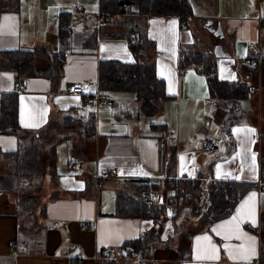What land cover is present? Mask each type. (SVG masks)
<instances>
[{"label":"crops","instance_id":"0c3cea01","mask_svg":"<svg viewBox=\"0 0 264 264\" xmlns=\"http://www.w3.org/2000/svg\"><path fill=\"white\" fill-rule=\"evenodd\" d=\"M189 1L194 13L191 27L183 26L179 17L173 15L150 14L140 19L147 37L155 43L152 60L156 63L157 77L165 82L167 98L154 122L165 125L166 137L151 128L149 119L137 115L139 102L134 92L109 94L112 106L93 109L84 104L87 95L100 91L101 60L134 62L127 38L109 37L126 35L125 30L111 21L98 22L101 0H19L18 10L0 12V54L18 49L62 50L63 13L72 30L66 36L70 46L59 81L53 86L47 78L31 77L18 92L20 126L34 132L45 128L49 121L62 122L68 115L83 121L92 112L96 115L92 141L83 136L82 127L48 137L49 150L45 146L42 151L49 155L45 163L47 173H52V185L40 210L36 206L30 212H19L16 195L0 190V264H100L107 260L100 257L101 251L110 247L116 250L110 260H127L121 255L122 244L151 230L160 231L162 242L169 243L146 258L155 264H256L255 260L261 259L264 193L257 188L245 195L229 217L200 231H193L197 223L189 221L187 226L191 227L186 226L178 236L174 231L178 206L168 200L174 189L152 195V199L163 202L162 221L116 214L119 194L134 195L143 184L163 187L165 147L176 150L178 179L254 182L260 179L264 158V69L262 62L249 63L255 54L249 43L260 41L264 45L260 28L264 0ZM77 6L83 10L78 12ZM5 16L15 19L4 21ZM209 20L214 25L221 23L229 47L223 49L229 56L217 60L219 79L233 82L242 77L254 91L240 101L242 114L231 127L228 139L222 133L226 111L210 97L206 77L195 65L180 68L184 53L200 48L213 50L220 44L204 27ZM39 66L45 68L47 62L41 60ZM16 76V71L0 68V98L3 93L17 89ZM75 86H84L85 93L73 92ZM26 124L34 126L25 127ZM208 137L217 140L219 147L214 153L204 148ZM18 148L14 135L0 134V175L7 164L5 154ZM56 155L61 158L53 161ZM3 161L5 164H1ZM70 162L75 167H70ZM51 165H55V170L50 169ZM252 193L255 198L249 200ZM246 200L248 204L241 208ZM234 216L237 221L227 223ZM218 225L224 227L217 228ZM184 233H191L190 240ZM181 235L184 237L180 248ZM247 237L255 238V256L250 261L230 258L229 252L237 256L236 249L241 245L253 246ZM12 242H17L16 247L11 246ZM213 248L215 259H197L198 255L213 254Z\"/></svg>","mask_w":264,"mask_h":264},{"label":"trees","instance_id":"16d2710c","mask_svg":"<svg viewBox=\"0 0 264 264\" xmlns=\"http://www.w3.org/2000/svg\"><path fill=\"white\" fill-rule=\"evenodd\" d=\"M100 7L106 14L121 16L114 18L111 22L124 29L126 35L112 34L109 37L127 38L134 56L133 63H123L115 59L99 62L98 85L100 92L103 95L113 94L117 91L134 92L139 102L137 115L140 118L149 119L151 128L165 133L166 137L168 132L165 125L154 122L161 110L162 102L167 98L165 82L157 77L156 63L152 60L155 43L147 37L140 19L150 14L173 15L179 17L183 26L191 27L194 22V13L190 1L101 0ZM18 9L19 0H0V12ZM60 21L62 50L51 52L47 49H18L4 51L0 54V68L17 72V89L3 93L0 98V134L14 135L19 143L17 151L5 154L6 160L10 161V164L5 165L8 172L4 171L5 174L1 173L0 175V190L13 192L18 199L19 212L23 213L30 212L33 206L35 207L39 202L37 179L33 177L35 174L39 175L38 183L42 184L47 173L46 163L40 165L36 158L46 146L48 137L55 132L64 133V131L82 127L85 133L83 136L92 141L96 133L94 112L90 113L86 121L68 115L62 122L49 121L45 128L34 132L19 124L18 92L23 89L26 79L44 77L49 79L53 86L59 81L61 67L70 46L66 37L67 32L63 28L69 23L66 13L62 14ZM41 60L47 62L45 68L39 66ZM217 60L212 49L200 48L184 53L180 59V68L195 65L198 71L206 77L210 97L226 111L222 133L228 139L231 127L238 122V118L242 114L240 101L249 94L250 85L242 77L233 82L219 79ZM262 69H264V55ZM252 71L255 73L256 69ZM59 141H62L61 137ZM163 157V173L166 176L162 184L163 187L158 184H143L136 189L134 195L119 194L116 202V214L162 221L161 206L163 202H159L157 199L144 202L140 197V192L142 189L148 188L152 193L162 194V191L168 193L174 189V193L168 196V200L178 206L179 212L174 221V231L178 236L186 230L189 221L196 222V230L200 231L229 217L245 195L250 190L257 188L256 181L178 179L176 178V150L165 147ZM12 165L15 168H11ZM49 167L51 170H55V165ZM25 173L30 180L27 187L24 186L23 180L20 182ZM260 180L264 183V158L261 162ZM200 200L203 202L200 203ZM184 235L178 239L180 248L183 245ZM185 236H189L190 240L191 233ZM161 245L169 246V243L162 242L160 231L151 230L139 238L127 240L122 244L121 255L128 260L108 259L101 261L100 264H155L146 261V258ZM261 259L264 260V241Z\"/></svg>","mask_w":264,"mask_h":264},{"label":"built area","instance_id":"2783aa9c","mask_svg":"<svg viewBox=\"0 0 264 264\" xmlns=\"http://www.w3.org/2000/svg\"><path fill=\"white\" fill-rule=\"evenodd\" d=\"M76 10L78 12H81L83 10L82 6H77ZM97 18H98V22H104V21H111L115 18V15L113 14H109V13H104L101 10L98 11L97 13ZM64 30H66V32L68 34L72 33L71 28L68 25H64L63 26ZM260 28H261V33L264 36V20L260 21ZM132 42L134 41L133 39L131 40ZM138 43L140 41H137ZM249 47L252 48L255 52V54L250 58L249 63L251 65H259L262 62V57L264 55V48H263V44L262 42L260 43V41L258 42H250L249 43ZM73 92H77V93H85V89L84 86H75L72 89ZM250 93H254V91L252 89H250L249 91ZM84 104L90 106L93 109H98L101 106H110L113 105L112 100L110 99V97L108 95H103L100 91L92 94V95H87L84 99ZM218 143L217 140H215V138L213 137H208L205 141L204 144V148L207 152L209 153H214L215 151L218 150ZM70 167H75V164L73 162L69 163ZM257 190L260 193H264V183L259 179L257 182ZM152 195L153 193L148 189V188H144L141 190L140 192V197L144 202H151L152 200ZM17 242H12L11 246L12 247H16ZM23 245H25V243H23ZM115 248L114 247H110L107 248L105 250L101 251L100 257L102 259H111L115 256ZM256 264H264V261L261 260L260 258H257L255 260Z\"/></svg>","mask_w":264,"mask_h":264},{"label":"rangeland","instance_id":"374dc122","mask_svg":"<svg viewBox=\"0 0 264 264\" xmlns=\"http://www.w3.org/2000/svg\"><path fill=\"white\" fill-rule=\"evenodd\" d=\"M200 30L202 31V32H206L205 31V29L204 28H202V27H200ZM200 31V32H201ZM210 34V33H209ZM201 37H202V35H200ZM215 36V35H214ZM200 37V38H201ZM218 40H219V42H220V44L222 45V47H223V49L224 50H228L229 49V47H228V43H227V39L225 38V37H219V36H215ZM202 39V38H201ZM264 46V45H263ZM112 100V99H111ZM113 102V101H112ZM110 106H112V105H110ZM103 108H105V107H103ZM110 108V107H109ZM96 114H97V111H96ZM69 131H71V130H69ZM71 132H73V131H71ZM80 132V131H79ZM81 133V132H80ZM77 134V136L79 135V133H76ZM66 137H68V133L66 134ZM77 137H74L73 139L75 140ZM48 142V141H47ZM56 143V141H54L53 142V144H55ZM46 150L48 151L49 150V146H46ZM52 154H53V151H52ZM49 157V155L46 153V151L44 150V151H42L38 156H37V158H36V161L40 164V165H44L45 164V161L47 160V158ZM57 158L58 159H60L61 157L59 156V155H56V156H53V161H56L57 160ZM54 163V162H53ZM1 164H5V161H3V163H1ZM7 164H10V161H7ZM6 165V164H5ZM11 168H15L13 165L11 166ZM2 171V170H1ZM8 172L6 169H5V166L3 167V173L2 174H5V172ZM40 174V173H39ZM34 179H37V186H38V189H37V191H39V189H40V187H41V185L42 184H44V179H43V182H42V184H39L38 183V178H39V175H37V174H35L34 175V177H33ZM23 180V184H24V186H29V184H30V180H29V178L27 177V175H26V173L25 174H23V178L22 179H20V182ZM13 183V182H12ZM15 185V184H14ZM19 185V184H18ZM52 185V173H51V171H48V173L46 174V180H45V184H44V186H42V188L40 189L41 191H40V193H39V195H40V197L38 198V203H37V209L38 210H40L41 209V204L45 201V199L47 198V196H48V193H47V190H48V188L50 187ZM36 198H37V196H36ZM204 200V199H203ZM203 200H200V203L201 202H203ZM35 206V207H36ZM34 207V206H33ZM191 227V225L188 227V228H190ZM193 231H195L196 230V228L195 227H193V229H192ZM125 259H127V258H125ZM128 260V259H127Z\"/></svg>","mask_w":264,"mask_h":264},{"label":"snow or ice","instance_id":"6c2138e0","mask_svg":"<svg viewBox=\"0 0 264 264\" xmlns=\"http://www.w3.org/2000/svg\"><path fill=\"white\" fill-rule=\"evenodd\" d=\"M3 19H4V21H9V20H14L15 18L14 17H10V16H5V17H3ZM173 24L175 23V21H173L172 22ZM11 77H9V79H10ZM31 126H34V125H28V124H26L25 125V127H31ZM237 131H239V130H237ZM251 131V130H250ZM237 179L239 178V177H236ZM255 193H252V195L249 197V200H252V199H254L255 198ZM248 200H246L245 202H244V204H242L241 205V208H243L246 204H248ZM169 214H171V213H169ZM235 221H237V217L236 216H234L233 218H232V221H229V222H227V223H233V222H235ZM224 227V225H218L217 226V228H223ZM236 228L238 229L239 228V224H237L236 225ZM212 231H214V232H216L217 231V229H213ZM217 234H219V232H217ZM229 237L228 236H225V239H228ZM240 238V236H237V239H239ZM199 239V238H198ZM203 239H205V240H207V239H209L208 237H203ZM247 240L248 241H250L251 242V244L253 245V246H250V247H244L243 245H241L239 248H237L236 249V252H237V256H232V253L231 252H229V255H230V258H233V259H240V260H245V261H250L251 260V258L253 257V256H255V254H256V252H255V247H254V244H255V238L254 237H247ZM212 253L213 254H211V255H206V256H197V259H215L216 257H215V255H214V253H215V248H213L212 249Z\"/></svg>","mask_w":264,"mask_h":264},{"label":"water","instance_id":"95a60500","mask_svg":"<svg viewBox=\"0 0 264 264\" xmlns=\"http://www.w3.org/2000/svg\"><path fill=\"white\" fill-rule=\"evenodd\" d=\"M204 27L207 28L213 35L224 37V32L222 30V26L220 22L217 25H214L213 21L209 20L204 24ZM213 53L217 58L229 56V53L225 52L223 50L222 45L220 44L214 47Z\"/></svg>","mask_w":264,"mask_h":264}]
</instances>
